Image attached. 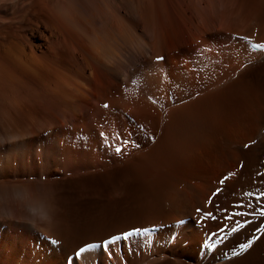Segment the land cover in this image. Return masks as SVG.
Here are the masks:
<instances>
[{"label": "bare ground", "instance_id": "bare-ground-1", "mask_svg": "<svg viewBox=\"0 0 264 264\" xmlns=\"http://www.w3.org/2000/svg\"><path fill=\"white\" fill-rule=\"evenodd\" d=\"M250 44L264 0H0V264H243L259 224L204 228L195 210L260 197L237 167L264 156ZM122 165L159 170L163 210L77 226L56 196Z\"/></svg>", "mask_w": 264, "mask_h": 264}, {"label": "rangeland", "instance_id": "rangeland-1", "mask_svg": "<svg viewBox=\"0 0 264 264\" xmlns=\"http://www.w3.org/2000/svg\"><path fill=\"white\" fill-rule=\"evenodd\" d=\"M159 60L160 59H158V61ZM159 62H161V61H159ZM239 164L240 165H237V167L239 166L238 169L240 171L242 170L241 171V174H242L241 179L245 180V181L248 179V181H249V182H247L248 184L246 183V184H243L241 186L240 189L243 191V192L242 191L241 192L244 193L249 188H254V192H256L258 190L259 193L258 192L257 193L259 194L260 198L262 199V197H263V199H264V178H263L264 170L262 171V169H264L263 168L264 167V156H262V159L259 160L258 165L256 166L257 168L253 169L252 171L248 170V168H246V166L243 164L242 161L239 162ZM129 166L130 165H125V167H124V165H122L121 167L119 166L113 170L104 171V172L100 173L99 175H97L96 177H93V178H90L89 180L83 181L84 183L81 182L80 186L75 187L73 185V186H71L72 187L71 189L69 187L68 190L57 195L56 198H58L57 200L63 204L64 209H65V214L67 216H69V219L72 220L75 224H78L77 226L82 225V224H86L87 226L91 225L89 232L96 234V232L99 233V232L105 231L107 229L108 230L109 229L114 230V229L121 227L122 225L124 226V225H128V224H132L134 222L137 223V222H140L143 220V219L138 218V219H136V221H132L129 219L127 221H115V222L113 221V222H111L112 225L111 224L109 225L108 222H106L107 220H105V219H107L109 217H114L115 215L117 216V213L119 211H122V210L124 211L126 209L143 208V209H146L149 214L150 213L154 214V215L159 214L158 213L159 210H163L162 208L165 206V205H163L164 202L162 200L164 196L161 195V187L159 186L160 181H161L159 173H158L159 170L152 172L153 173V174H151V176L153 177L152 178L149 174H147V172H145L144 168H140V169H138V171H135ZM241 168H243V169H241ZM254 171H256L255 172L256 174L253 173ZM155 174H156V176H155ZM148 175H149V177H148ZM256 176H257V178H256ZM254 178H255V180H254ZM158 179H160V181ZM250 183H252V184H250ZM245 186H247V187H245ZM82 188H85L87 190L84 191ZM181 188H182V184L177 185V187H176L177 190H181ZM75 193L77 194V196ZM214 193H213V195L216 196ZM80 194H82V195H80ZM214 196H212L211 199H207L208 201L207 200L205 201V203H204L205 209L202 208V209H196L195 210V214L198 215L196 222L198 224L200 223V225L203 226L204 228H207V227H209L210 224L211 225L216 224L217 221L220 220L219 217H221V219H223L221 221L222 224L216 228V229L220 230L222 227L225 226L224 223L227 220H231L233 218L238 217V216L232 215V213H235V212L246 213V215H244V216H245V219H247V220H245L244 222H246V221H251V222L247 227H241L242 230H246L245 228L248 229V228L253 227L254 225H257V224H259L257 226V229L259 228L257 230V232L260 230V228H261V230L259 231V233L256 232L255 233L256 235L254 234L253 240H250L251 246L252 245L254 246L255 244H259V243L260 244L258 246L256 245L257 248L254 249V253H252L253 252L252 251L251 252L252 254L250 253L249 257L246 258V260L244 261L243 264H264V245H263L264 244L263 243L264 242V228H263L264 227V222H263L264 219H262V218H264V216H261L259 214V210H264V205L262 203V201H264V200L259 201L257 199L258 200L257 201L255 199H253V200L248 199V201H247V198L244 197V195H243V196H241L242 200L239 199L240 201L237 200L236 202H231L229 200L220 199V198L216 201L213 199ZM248 203L250 205L251 204L252 205L250 206ZM159 205H160V207H159ZM241 205L243 207H237V206H241ZM166 208H167V206H166ZM246 209L248 212L246 211ZM249 209L252 212L249 211ZM164 210H165V208H164ZM251 218H253V219H251ZM259 218H261V220ZM253 220H255V221H253ZM258 220H260L261 222ZM180 223H182V222H178L177 225L182 226V225H179ZM260 223H262V224H260ZM218 230H216V231H218ZM261 231H262V233H261ZM209 233H212V231ZM227 236H228V234H227ZM262 237H263V239L261 240ZM219 240H220V237H218V239L214 240L213 243L220 242ZM257 240L260 242L257 243L258 242ZM262 245H263V247H262ZM246 251L247 252L249 251L248 248L245 251H243L244 253H242L240 256H243L246 253ZM247 262H249V263H247Z\"/></svg>", "mask_w": 264, "mask_h": 264}, {"label": "snow or ice", "instance_id": "snow-or-ice-1", "mask_svg": "<svg viewBox=\"0 0 264 264\" xmlns=\"http://www.w3.org/2000/svg\"><path fill=\"white\" fill-rule=\"evenodd\" d=\"M254 47H261L262 49H264V46H256V45H254ZM117 152H119L120 151V149H117L116 150ZM246 195H251L250 193H248V194H246ZM257 199H260V197H257ZM237 207H243L242 205L241 206H237ZM259 214L261 215V216H264V210H259ZM232 215H234V216H244V215H246V213H244V212H235V213H232ZM230 218V217H229ZM240 227H243V225L239 222V221H237V224H236V227L235 228H233L232 229V231H238L239 230V228ZM221 231H223V229H221ZM133 233H126V234H124L122 237H113V238H111L110 240H108V241H105L104 243L105 244H110V243H114L115 241H117V240H119V239H127L129 236H131ZM213 235H215V234H213ZM250 243L251 242H249L248 244H245V245H241L240 246V248H241V250L243 251V250H246L249 246H250ZM86 249H84V248H81L80 250H79V252L76 254L77 256L80 254V252H84ZM234 255H237L238 253H233Z\"/></svg>", "mask_w": 264, "mask_h": 264}]
</instances>
